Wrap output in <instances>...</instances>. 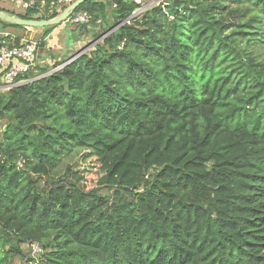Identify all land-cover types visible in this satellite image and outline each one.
<instances>
[{
	"label": "trees",
	"instance_id": "trees-1",
	"mask_svg": "<svg viewBox=\"0 0 264 264\" xmlns=\"http://www.w3.org/2000/svg\"><path fill=\"white\" fill-rule=\"evenodd\" d=\"M164 3L86 1L106 36L0 92V264H264V0Z\"/></svg>",
	"mask_w": 264,
	"mask_h": 264
},
{
	"label": "built area",
	"instance_id": "built-area-1",
	"mask_svg": "<svg viewBox=\"0 0 264 264\" xmlns=\"http://www.w3.org/2000/svg\"><path fill=\"white\" fill-rule=\"evenodd\" d=\"M18 8L26 11L36 5L35 0H9ZM138 5V9L134 11L131 16L125 21L129 23L130 19L139 17L146 9L152 6L161 5L162 8L165 0H130ZM67 0H57L56 2H50L48 6L49 12L59 4L66 3ZM45 6L44 1L40 2L39 9L42 10ZM56 11L59 13L60 9L56 8ZM66 23L71 25H84L88 26L90 24V17L85 12H73L67 18ZM100 22L98 21L97 24ZM114 31V30H113ZM0 38L2 39H13L17 40V45H12L13 43L9 41L6 45L0 47V92H7L11 89L24 85L27 82L33 81V78L30 80H20L19 78L28 75L30 70L36 66V53L39 50L41 45L40 41L26 39L23 37H18L13 33L3 32L0 33ZM63 66L55 68L48 72L47 74L58 72ZM30 249L40 253V247L34 243L30 246Z\"/></svg>",
	"mask_w": 264,
	"mask_h": 264
},
{
	"label": "rangeland",
	"instance_id": "rangeland-1",
	"mask_svg": "<svg viewBox=\"0 0 264 264\" xmlns=\"http://www.w3.org/2000/svg\"><path fill=\"white\" fill-rule=\"evenodd\" d=\"M68 2H66V4ZM0 10L13 14H23L25 12L24 10L15 6V4L10 2L9 0H3L0 2ZM59 14H61V11L59 12ZM10 32L16 36L23 37L26 39L37 40V41H39L42 34L40 29H25L23 31L11 30ZM50 35L51 37L49 43H47V45H45L44 47L40 45L39 51L37 53V55L43 58L42 61L44 62V66L46 65L49 67H52L55 62L67 59L71 55L77 54L79 52L84 53L90 51L99 42L98 40L92 41L90 37L88 39L83 40L82 37L86 35L83 32L78 33L77 31H75L74 26L66 22L60 24L55 30L52 31ZM36 65L37 67L39 66L37 62ZM78 164L79 165L82 164V168H86V163H82L79 161ZM26 253L29 254V258L36 259L38 256L37 252L31 249ZM12 264H28V263H24L21 260L15 259L12 262Z\"/></svg>",
	"mask_w": 264,
	"mask_h": 264
},
{
	"label": "water",
	"instance_id": "water-1",
	"mask_svg": "<svg viewBox=\"0 0 264 264\" xmlns=\"http://www.w3.org/2000/svg\"><path fill=\"white\" fill-rule=\"evenodd\" d=\"M88 0H75L74 2L70 3L56 18L47 20V21H30V20H23L18 17L10 16L4 12H0V21L10 24L23 27L25 29H40L46 27L57 26L62 23H65L67 18L73 13L81 4L85 3ZM114 34H118V27L114 30ZM106 36V35H105ZM105 36H102L98 39V41L102 40ZM83 54L82 52L77 53L72 59L67 61L65 64L71 62L73 59L78 57L79 55ZM64 64V65H65Z\"/></svg>",
	"mask_w": 264,
	"mask_h": 264
},
{
	"label": "crops",
	"instance_id": "crops-1",
	"mask_svg": "<svg viewBox=\"0 0 264 264\" xmlns=\"http://www.w3.org/2000/svg\"><path fill=\"white\" fill-rule=\"evenodd\" d=\"M67 2H68V0H67ZM18 37H19V36H18ZM50 37H51V35H49L48 37L45 38V43H46V45H47V43H49ZM88 38H89L88 36H84V37H82L83 40L88 39ZM37 64H38V65H44V62L41 60V61L37 62ZM50 65H51V64H50Z\"/></svg>",
	"mask_w": 264,
	"mask_h": 264
}]
</instances>
